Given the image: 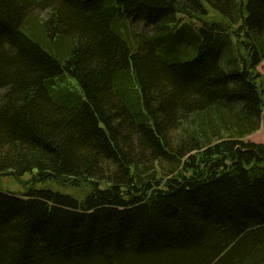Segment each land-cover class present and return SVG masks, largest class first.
<instances>
[{
  "label": "trees",
  "instance_id": "trees-1",
  "mask_svg": "<svg viewBox=\"0 0 264 264\" xmlns=\"http://www.w3.org/2000/svg\"><path fill=\"white\" fill-rule=\"evenodd\" d=\"M263 60L264 0H0V264H264Z\"/></svg>",
  "mask_w": 264,
  "mask_h": 264
},
{
  "label": "rangeland",
  "instance_id": "rangeland-1",
  "mask_svg": "<svg viewBox=\"0 0 264 264\" xmlns=\"http://www.w3.org/2000/svg\"><path fill=\"white\" fill-rule=\"evenodd\" d=\"M143 29L142 25L140 27ZM258 72L261 74V79L259 82L261 83L262 81V86L263 87V93H264V60L258 65L257 67ZM264 97V94H263ZM245 141H252L255 143H264V118L261 120V126L260 129L257 130L256 132L252 133L251 135L247 136L244 138ZM30 175H25L21 179H15L11 176H0V189H3L5 191H12L16 193H25L28 191L30 186L28 185V181L30 180ZM42 187H51L54 190H59L61 192L71 194L74 197H77L78 199H83L87 193H89L88 187L83 186V187H68L64 185H58L56 183H43V184H37L35 185L36 189H40Z\"/></svg>",
  "mask_w": 264,
  "mask_h": 264
}]
</instances>
